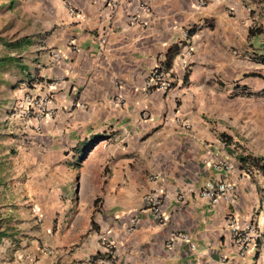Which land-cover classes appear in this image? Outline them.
Masks as SVG:
<instances>
[{"label": "crops", "instance_id": "0c3cea01", "mask_svg": "<svg viewBox=\"0 0 264 264\" xmlns=\"http://www.w3.org/2000/svg\"><path fill=\"white\" fill-rule=\"evenodd\" d=\"M9 6L20 14L16 25ZM0 7V200L9 192L36 203L31 237L17 218L24 210L0 203V264H94L102 241L119 264H264V147L254 146L264 140V67L255 60L264 56V0ZM185 44L193 50L187 67L179 61ZM162 62L172 90L147 91L150 70ZM42 90L52 117L22 116L26 96ZM247 156L262 167L241 166ZM225 162L232 171L216 168ZM208 181L231 183L235 203L202 199ZM154 190L163 197L162 223L143 204ZM45 206L56 222L43 229L35 217ZM232 221L257 225L244 255Z\"/></svg>", "mask_w": 264, "mask_h": 264}, {"label": "built area", "instance_id": "2783aa9c", "mask_svg": "<svg viewBox=\"0 0 264 264\" xmlns=\"http://www.w3.org/2000/svg\"><path fill=\"white\" fill-rule=\"evenodd\" d=\"M108 2L109 0H103ZM208 0H196L198 8H205ZM112 11L116 8L113 1L109 4ZM69 13L73 14V9L69 8ZM132 23H138L137 18L131 19ZM191 27L184 29V38L190 37ZM193 50L189 44H185L181 49L179 55V61L183 67H187L189 58L192 57ZM174 77L172 72L165 67L162 63L156 64L149 72L146 82L145 89L147 91H161L167 93L171 91L174 85ZM42 93L34 95H27L22 105V116L29 117L30 111H33V119L36 122H41L47 118H51L53 111L48 104L50 103V93L41 91ZM188 126H185L187 129ZM217 169H224L227 172L232 171L233 166L230 163H221L216 167ZM155 178V177H153ZM199 196L202 199L207 200L211 205L217 204L220 200L225 201L229 205L235 203L234 197V186L226 181L219 182H206L199 190ZM143 204L150 218L155 223H162L164 220L163 215V197L159 191H151L143 197ZM35 212V210H33ZM232 233L235 243L238 245L240 254L244 255L249 250V245L252 240L259 237L257 233V225L253 223H245L242 227L235 226L232 221ZM133 224V223H132ZM175 238V237H174ZM176 238L185 240V235H177ZM102 256L94 260V264H119L116 257V250L112 245L106 241H102Z\"/></svg>", "mask_w": 264, "mask_h": 264}, {"label": "rangeland", "instance_id": "374dc122", "mask_svg": "<svg viewBox=\"0 0 264 264\" xmlns=\"http://www.w3.org/2000/svg\"><path fill=\"white\" fill-rule=\"evenodd\" d=\"M18 1L19 0H0V5L2 4V5H4V3H10V4H12V3H14V4H16V3H18ZM22 1V0H21ZM8 9L10 10L9 12H8V15H9V18H12L13 19V24L14 25H16V21L14 20L15 18H17L16 16L17 15H20V14H17L18 12H16V9H15V12L14 11H11L12 10V7H8ZM1 11H2V8L0 7V13H1ZM4 12V11H3ZM5 13V12H4ZM4 22H2V18H1V16H0V32H3L4 30V24H3ZM10 23V22H9ZM8 33H11V31H7ZM6 34V33H5ZM225 93H226V98H225V100L226 101H224L223 103H224V107L226 108V110H227V112H226V114H223L224 115V117L225 118H223L224 119V122H226V126H227V128L226 129H228V94H227V92L225 91ZM222 103V104H223ZM236 105H237V103H233V104H231V107H232V109L234 110L235 109V107H236ZM239 105V104H238ZM222 115V116H223ZM263 132H264V129H263ZM256 137H257V135H256ZM249 138H253V136L251 135ZM254 138H255V136H254ZM253 138V139H254ZM255 140V139H254ZM242 141V140H241ZM243 144H241V145H243V147L244 148H246L244 145H246V144H244V142H242ZM259 143H255L254 144V146H257L258 148H263L264 146V140H261L260 141V146L258 145ZM66 154H68V159L70 160V161H76L75 160V158H74V156H73V152H69V153H66ZM82 157L83 156H79V157H77V160L78 161H80L81 159H82ZM68 160V161H69ZM4 178V182L6 183V184H8V182H10V179H11V176H7V177H3ZM2 181V182H3ZM10 184H11V182H10ZM6 195H8V196H5V194H4V196H5V198H4V200H0V203H2L3 205H4V208L5 209H9V210H11V211H14V213H16V211L17 210H24L23 211V213L21 214V215H19V216H17V218H18V221L20 222V223H25V231H26V233L28 234V237H31V233H32V228L31 227H29V225L31 224V221H32V217H30V215L31 214H33L34 215V212H32V209L35 207V201H32V200H30V199H24L23 201L21 200V199H12L10 196V193L8 192V193H6ZM7 197V198H6ZM60 201L61 200H58V206H57V201L55 202V205H56V207H60V205H61V203H60ZM54 202L52 201L51 202V204H53ZM46 208H49L48 206H45V210H46ZM35 209H36V207H35ZM36 211V210H35ZM48 211L46 210V214L45 215H43V216H41L40 214V218H39V220H36L37 218L35 217V221H36V224L37 225H40L41 227L42 226H45V223H48L49 221L51 222V224H54L55 222H56V219H55V217H53V216H50V215H48V213H47ZM16 215V214H15ZM57 218H58V216H57ZM12 219H14V221H12ZM52 219V220H51ZM29 220H31V221H29ZM58 220H60L59 218L57 219V221ZM5 221H8L10 224H12V223H16V217H10V218H6V220ZM63 223L65 224V222L63 221ZM43 229H45L44 227H42ZM40 233V232H39ZM26 234V235H27ZM36 234V233H35Z\"/></svg>", "mask_w": 264, "mask_h": 264}, {"label": "trees", "instance_id": "16d2710c", "mask_svg": "<svg viewBox=\"0 0 264 264\" xmlns=\"http://www.w3.org/2000/svg\"><path fill=\"white\" fill-rule=\"evenodd\" d=\"M192 32V30L190 31V33ZM251 33H253V31H251L250 30V34ZM255 60H256V62L257 63H259L260 65H262L263 67H264V56L263 55H261V56H256L255 57ZM255 75H257V74H250V75H248V76H255ZM242 90H245V88L244 89H242ZM247 94H249V93H247ZM250 95V94H249ZM92 142H94V141H92ZM240 163H241V166H245V165H247V166H254V167H262L259 163H260V161L257 159V158H251V157H249V156H247V157H241L240 158Z\"/></svg>", "mask_w": 264, "mask_h": 264}]
</instances>
